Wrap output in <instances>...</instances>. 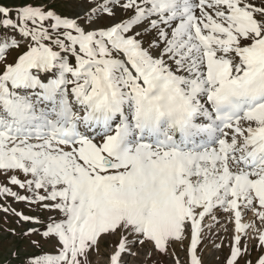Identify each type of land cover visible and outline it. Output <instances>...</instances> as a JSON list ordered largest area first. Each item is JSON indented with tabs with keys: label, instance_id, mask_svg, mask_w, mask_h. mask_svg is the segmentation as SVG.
<instances>
[{
	"label": "snow or ice",
	"instance_id": "obj_1",
	"mask_svg": "<svg viewBox=\"0 0 264 264\" xmlns=\"http://www.w3.org/2000/svg\"><path fill=\"white\" fill-rule=\"evenodd\" d=\"M0 200L20 264H264V0L0 2Z\"/></svg>",
	"mask_w": 264,
	"mask_h": 264
},
{
	"label": "rangeland",
	"instance_id": "obj_2",
	"mask_svg": "<svg viewBox=\"0 0 264 264\" xmlns=\"http://www.w3.org/2000/svg\"><path fill=\"white\" fill-rule=\"evenodd\" d=\"M0 2L11 3L13 0H0ZM13 190L17 189L13 187ZM0 203H3V201L0 200ZM9 203L17 210H24L25 214H35L29 213L23 204L12 203L11 200H9ZM25 227H28V225H25ZM11 229H15L17 233L21 231L20 226L16 223V218L11 215L6 217L4 213H0V264H20V261L12 255L14 250H19L21 257L24 255L22 250L24 242L21 241L18 236L11 235ZM215 232L213 230L209 232V234L207 232V236L209 237L206 240L204 238L203 245L201 244L202 247L200 245L202 252H200L199 255L204 264H222L224 258L229 254L228 245L230 242H227L226 238L223 239V245L220 249L214 247V244L221 243V238L217 237V232L219 231L216 230ZM211 248L212 250L208 251V249ZM216 251H219L218 256ZM177 254L183 264L185 261V253L178 249ZM109 255L110 250L107 243L102 242L99 254L92 257L93 264H108ZM217 257H219V259H217ZM126 259L133 261L134 264H138V262L143 261L144 255L142 254L138 258L126 257ZM165 264H168V261H165Z\"/></svg>",
	"mask_w": 264,
	"mask_h": 264
},
{
	"label": "bare ground",
	"instance_id": "obj_3",
	"mask_svg": "<svg viewBox=\"0 0 264 264\" xmlns=\"http://www.w3.org/2000/svg\"><path fill=\"white\" fill-rule=\"evenodd\" d=\"M220 221H221V223L222 224H226L227 223V221H226V218L223 216V215H221L220 216ZM206 223H211V221H207ZM229 231L228 232H225L224 230H223V228H221V227H216V228H214L213 229V231L215 232L216 230L217 231H219V232H217L218 234V236L217 237H219V238H221V242L223 241V239L224 238H226V240H227V242H230V237H231V235H232V232H231V225H229ZM208 232V234H209V230L207 229V227L205 228V233H207ZM216 233V232H215ZM210 236H213V235H210ZM209 236H205V240L208 238ZM217 239V238H216ZM202 245H203V243H202ZM202 245H201V247H202ZM210 250H212V248L211 249H208V251H210ZM216 253H217V256L219 255V251L217 252L216 251Z\"/></svg>",
	"mask_w": 264,
	"mask_h": 264
}]
</instances>
